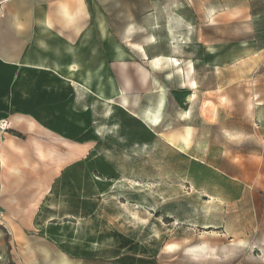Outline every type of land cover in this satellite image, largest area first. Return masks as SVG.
<instances>
[{"label": "rangeland", "instance_id": "374dc122", "mask_svg": "<svg viewBox=\"0 0 264 264\" xmlns=\"http://www.w3.org/2000/svg\"><path fill=\"white\" fill-rule=\"evenodd\" d=\"M113 1L141 5L160 123L110 104L5 264H264V0Z\"/></svg>", "mask_w": 264, "mask_h": 264}, {"label": "crops", "instance_id": "0c3cea01", "mask_svg": "<svg viewBox=\"0 0 264 264\" xmlns=\"http://www.w3.org/2000/svg\"><path fill=\"white\" fill-rule=\"evenodd\" d=\"M125 6L141 9L109 0H0V264L11 236L35 227L46 189L91 152L110 104L139 120L160 118L161 101L150 105L160 55L149 43L142 56L137 33L124 32L141 17L118 12Z\"/></svg>", "mask_w": 264, "mask_h": 264}, {"label": "bare ground", "instance_id": "6f19581e", "mask_svg": "<svg viewBox=\"0 0 264 264\" xmlns=\"http://www.w3.org/2000/svg\"><path fill=\"white\" fill-rule=\"evenodd\" d=\"M158 61H159V59H158ZM174 61H175V64H176V65H179V64H180V62H179L178 59H175ZM184 69H185V68H184ZM194 72H195L194 63H193L192 60H189V61L187 62V64H186V69H185V71H184V74H185V77L187 78V79H186V83H187V85H188L189 87L192 88V90H193V89H196V88L198 87V83H197V80H196V78H195V76H194ZM193 97H194L193 94H189V95H188V100L191 101ZM149 111H150V110H149ZM156 111H158V110H156ZM151 121H152V123H154V125H158V124L160 123V120H159L158 116H156L154 119L151 118ZM263 252H264V250H263ZM195 254H196V253H195ZM263 254H264V253H263Z\"/></svg>", "mask_w": 264, "mask_h": 264}]
</instances>
